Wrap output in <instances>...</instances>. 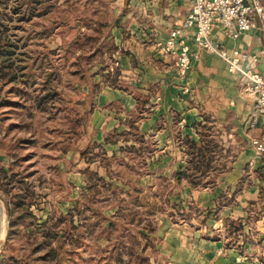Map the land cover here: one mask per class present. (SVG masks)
<instances>
[{
	"label": "rangeland",
	"instance_id": "rangeland-1",
	"mask_svg": "<svg viewBox=\"0 0 264 264\" xmlns=\"http://www.w3.org/2000/svg\"><path fill=\"white\" fill-rule=\"evenodd\" d=\"M117 2L48 0L0 53V264H206L217 239L228 264H264V192L237 196L260 169L241 168L229 194L220 176L247 146L204 118L192 127L212 167L196 186L178 180L191 161L182 119L152 82L119 78L123 32L157 52L162 36L146 18L127 31ZM15 23L0 6L3 42ZM95 111L117 120L102 139ZM139 136L146 149H122Z\"/></svg>",
	"mask_w": 264,
	"mask_h": 264
},
{
	"label": "crops",
	"instance_id": "crops-1",
	"mask_svg": "<svg viewBox=\"0 0 264 264\" xmlns=\"http://www.w3.org/2000/svg\"><path fill=\"white\" fill-rule=\"evenodd\" d=\"M117 1L118 5L122 6L121 10L125 9L123 18L130 20L127 31L129 29L133 32L135 21L146 18L147 22L154 25L153 29L158 30L162 36L160 41L167 37L173 27L183 22L191 5V0ZM262 5L264 7V0ZM122 34L118 40V45L121 43L124 50L118 56L121 71L119 78L122 76V80H146L155 84L152 88L155 89L156 97L161 98V101L166 104L170 114L178 115L182 119L180 133L184 140L186 136L191 137L195 142L199 140V135L194 132L192 126L206 124L207 121L204 118L216 119L219 131L228 130L229 135L232 134L231 132L237 134L247 148L231 160V169L222 173L220 181L223 188L231 194L234 191L233 185L242 178L241 171H244L245 166L260 169L262 175L256 178L257 183L250 185L248 189L237 195L242 202H246V198L257 199L264 183V153L257 157L254 148L250 145V139L258 137L264 142V115H258L256 123L251 124L252 101L240 91L238 81L235 75L227 71L226 63L217 55L202 50L197 56L191 57L190 69L184 77H180L173 56L157 52L151 45L144 46L131 36L123 38ZM192 34L193 30L190 28L184 31L188 40ZM211 38L227 49H240L246 54L244 66L264 75V53L261 52L264 50V13L263 16L255 17V27L252 30L241 34L236 39L226 37L219 28L212 31ZM192 50L195 51L193 47ZM185 88L188 91H185ZM100 100L103 101L102 96ZM170 119L169 115L166 121L169 123ZM92 121L95 123L98 139H102V134L114 128L117 122L116 119L104 116L99 111L92 114ZM166 121L163 123L164 130L165 128L167 130ZM146 126L147 123L143 122L139 129L145 131ZM136 143L139 148L136 139L130 145L136 148ZM226 184L228 186H225ZM241 214L242 212H238V215ZM206 245L211 249L206 264H217L218 261H222L223 264L229 263L227 259L217 255L221 252L219 239L209 241Z\"/></svg>",
	"mask_w": 264,
	"mask_h": 264
},
{
	"label": "built area",
	"instance_id": "built-area-1",
	"mask_svg": "<svg viewBox=\"0 0 264 264\" xmlns=\"http://www.w3.org/2000/svg\"><path fill=\"white\" fill-rule=\"evenodd\" d=\"M262 0H191V5L183 22L173 27L163 41L158 42V51L175 58L178 75L184 77L191 65V57L206 51L220 57L227 71L235 75L240 91L250 98L253 104L251 124L257 116L264 115V75L244 66L246 54L238 48L227 49L211 38L215 28L231 39L255 27V17L263 16ZM192 29L190 40L184 31ZM192 47L195 51L192 50ZM264 53V50H261ZM185 91H188L185 88ZM256 156L264 153V142L254 137L250 139Z\"/></svg>",
	"mask_w": 264,
	"mask_h": 264
},
{
	"label": "trees",
	"instance_id": "trees-1",
	"mask_svg": "<svg viewBox=\"0 0 264 264\" xmlns=\"http://www.w3.org/2000/svg\"><path fill=\"white\" fill-rule=\"evenodd\" d=\"M47 1L48 0H0V6H2L5 9L8 15V19L12 22L13 21L16 22L15 25L12 27L13 42L7 41V39L3 42V40L0 38L1 54L8 57L12 56L15 53V49L20 48L22 46L19 42L23 38H21L20 40L17 39L16 31L18 29L23 30L22 24H24L25 22H28L33 18L46 15L49 12L50 7L53 6V4H46ZM106 35L107 32L103 33L101 37L105 39ZM200 125L201 124H198L197 126ZM136 140L139 143L138 150L146 149V146H144V142H143V136H139V138ZM184 142L188 146V150L190 151L189 153H190L191 161H190V165H188L189 167L177 173L176 176H178V180L185 178L189 181L190 184L196 186L201 183L200 180L201 175L206 173L212 167L210 161L204 160L205 154L208 153L209 155L210 150L206 148L207 146L205 145V141L200 134H199L198 142L201 145H198V142L190 140L189 138H186ZM122 149L131 150L135 148L134 145H130ZM263 192H264L263 189L260 190L259 192L260 195H263ZM27 213L34 218L32 212L28 211ZM231 225H233V222H231ZM138 264H140V262Z\"/></svg>",
	"mask_w": 264,
	"mask_h": 264
},
{
	"label": "bare ground",
	"instance_id": "bare-ground-1",
	"mask_svg": "<svg viewBox=\"0 0 264 264\" xmlns=\"http://www.w3.org/2000/svg\"><path fill=\"white\" fill-rule=\"evenodd\" d=\"M1 235V238L3 237V234H0Z\"/></svg>",
	"mask_w": 264,
	"mask_h": 264
}]
</instances>
